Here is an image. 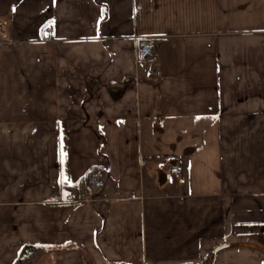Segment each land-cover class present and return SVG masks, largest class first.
Wrapping results in <instances>:
<instances>
[{
  "label": "crops",
  "instance_id": "1",
  "mask_svg": "<svg viewBox=\"0 0 264 264\" xmlns=\"http://www.w3.org/2000/svg\"><path fill=\"white\" fill-rule=\"evenodd\" d=\"M26 246L264 264V0H0V264Z\"/></svg>",
  "mask_w": 264,
  "mask_h": 264
},
{
  "label": "built area",
  "instance_id": "2",
  "mask_svg": "<svg viewBox=\"0 0 264 264\" xmlns=\"http://www.w3.org/2000/svg\"><path fill=\"white\" fill-rule=\"evenodd\" d=\"M155 45L151 39L142 40L139 44V49L137 52L136 58V66L143 67V66H156L159 62V57L155 52ZM105 181L102 180L98 175H92L90 183L91 189L95 192L103 190L106 187ZM254 249L263 253L264 256V249L259 246H254Z\"/></svg>",
  "mask_w": 264,
  "mask_h": 264
},
{
  "label": "trees",
  "instance_id": "3",
  "mask_svg": "<svg viewBox=\"0 0 264 264\" xmlns=\"http://www.w3.org/2000/svg\"><path fill=\"white\" fill-rule=\"evenodd\" d=\"M106 17V13L104 15V18ZM92 177V174H91ZM91 177H89V181L91 180ZM39 251V248H35L33 246H26L23 251H21V256L19 258V260L17 261V263L15 264H31L32 260L36 259L37 257H35V254H37Z\"/></svg>",
  "mask_w": 264,
  "mask_h": 264
},
{
  "label": "rangeland",
  "instance_id": "4",
  "mask_svg": "<svg viewBox=\"0 0 264 264\" xmlns=\"http://www.w3.org/2000/svg\"><path fill=\"white\" fill-rule=\"evenodd\" d=\"M63 255V254H62ZM61 254H60V256L59 257H61L62 256ZM35 257H39V254H35ZM59 257H57V258H54V260L52 261V263L51 262H47V263H44V264H56L55 262H57L58 261V258ZM38 260V259H37ZM36 260V261H37ZM36 261H34V259L32 260V263L31 264H34ZM62 262H60V264H80L79 262H77L75 259H74V257H70V258H67V257H63V259L61 260ZM27 264V263H26ZM30 264V263H29Z\"/></svg>",
  "mask_w": 264,
  "mask_h": 264
},
{
  "label": "snow or ice",
  "instance_id": "5",
  "mask_svg": "<svg viewBox=\"0 0 264 264\" xmlns=\"http://www.w3.org/2000/svg\"><path fill=\"white\" fill-rule=\"evenodd\" d=\"M15 10V9H14Z\"/></svg>",
  "mask_w": 264,
  "mask_h": 264
}]
</instances>
